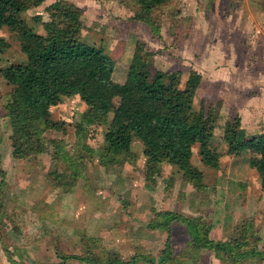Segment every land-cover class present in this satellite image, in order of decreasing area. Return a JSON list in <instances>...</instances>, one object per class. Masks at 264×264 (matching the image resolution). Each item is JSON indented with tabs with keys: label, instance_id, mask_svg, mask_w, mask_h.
I'll return each mask as SVG.
<instances>
[{
	"label": "rangeland",
	"instance_id": "374dc122",
	"mask_svg": "<svg viewBox=\"0 0 264 264\" xmlns=\"http://www.w3.org/2000/svg\"><path fill=\"white\" fill-rule=\"evenodd\" d=\"M54 1L45 0L41 6L24 13L23 18L42 33L34 18L47 21L45 9ZM68 1L86 10L82 18L84 27L92 28L98 35L84 29L83 39L103 49L115 61V82L125 83L140 41L146 42L147 51L159 52L152 60L154 73L180 72L183 84L191 72L201 75L195 107L197 110L203 104L206 110L211 105L218 107L213 142L222 156L220 168L204 166L199 147L193 149V163L204 175L205 187L199 191L184 183L182 173L168 165H163L151 181L147 180L144 147L138 143L132 146L130 155L102 159L106 154L105 127L87 123L88 107L78 98L65 99L50 109L53 120L65 123L64 132L46 133L42 155L35 160H15L13 130L4 107L13 87L0 76V172L6 183L3 207L6 213L0 219V264L14 261L56 264L61 255L90 258L99 264L108 258L125 263L137 258L135 264H151L164 248L168 235L165 231L151 230L149 224L156 213L164 211L195 217L197 221L204 219L200 223L212 228L216 241H247L259 236L262 250L261 179L250 168L248 155L237 159L226 156L227 145L223 140L226 124L245 112L240 119L247 135L264 132L261 128H264V103H256L257 116L247 111L251 97L264 86V34H256L261 26L255 28L250 19L256 12L252 0H242L243 7L238 0H177L161 18L160 36L133 21L137 10H132L131 0ZM256 1L258 9L261 2ZM175 10L178 13L171 16ZM240 13L245 24L242 31L235 25ZM0 36L10 44L0 54V69L25 63L27 58L21 52L17 36L8 28H3ZM261 97L264 101V96ZM52 159L56 161L53 166ZM69 184L73 188H68ZM210 199L207 213L205 207ZM192 205L200 207L192 213ZM200 212L207 213L205 218L197 215ZM248 225L252 227L249 231ZM184 227L179 221L173 222L175 248L189 239ZM66 264L90 263L69 259ZM200 264L221 263L213 253L205 251ZM240 264H264V261L250 259Z\"/></svg>",
	"mask_w": 264,
	"mask_h": 264
},
{
	"label": "trees",
	"instance_id": "16d2710c",
	"mask_svg": "<svg viewBox=\"0 0 264 264\" xmlns=\"http://www.w3.org/2000/svg\"><path fill=\"white\" fill-rule=\"evenodd\" d=\"M44 1L0 0V32L8 28L15 34L21 52L27 58L23 64L0 69V76L13 87L4 105L13 130V158L29 161L42 155L46 133L64 132L65 123L53 120L50 109L59 106L65 99L78 98L88 107L85 115L87 123L105 127L106 154L102 159L130 155L132 146L138 143L144 147L147 180L151 181L161 172L163 165H168L182 173L184 183L193 185L199 191L204 189V175L193 163V149L199 147L202 164L213 170L220 168L222 156L213 142L220 113L218 107L211 105L207 110L205 104L199 110L195 107L201 75L193 71L183 84L180 72L154 73L152 60L159 52L147 51L146 44L140 41L125 83H117L113 80L115 61L103 49L83 39V9L68 0H57L45 9L49 18L47 21L34 18L42 33L27 23L23 14L41 6ZM131 1L132 10H137L133 21L148 26L156 36L161 34L163 14L171 4L178 2ZM177 13L175 10L170 15ZM8 48L10 44L0 36V54ZM223 140L227 145L226 156L233 159L249 156V166L259 174L264 189V133L248 136L242 128L241 119L236 118L226 124ZM49 142L56 143L54 140ZM65 158L72 162L69 157ZM54 163L56 161L52 159L51 165ZM3 176L1 171L0 219L6 213L3 208L6 188ZM68 188H73V185L69 184ZM211 202L210 199L206 203L207 213ZM197 207L200 205H192L191 212H195ZM207 213L197 215L205 218ZM174 221L185 226L189 237L180 248L173 246ZM201 221L171 211L156 213L149 228L165 231L168 238L151 264H200L205 251L213 253L215 260L221 264H240L250 259L264 261V248H260L259 236L255 240L250 237L247 241H216L212 238V228ZM251 228V225L247 226L248 231ZM59 259L56 264H66L69 259L99 264L79 256L61 255ZM143 260L147 261V258ZM136 261L137 258L128 263L108 258L104 264H135ZM13 263L18 264L16 261Z\"/></svg>",
	"mask_w": 264,
	"mask_h": 264
},
{
	"label": "crops",
	"instance_id": "0c3cea01",
	"mask_svg": "<svg viewBox=\"0 0 264 264\" xmlns=\"http://www.w3.org/2000/svg\"><path fill=\"white\" fill-rule=\"evenodd\" d=\"M57 1V0H56ZM56 1H54V2H51L50 4H48V6L49 5H51V4H53V3H55ZM186 1H189V0H186ZM245 1V0H244ZM237 2H239L238 4H240V5H242V7H243V4L244 3H242V0H238ZM260 2H261V6L259 5V7H258V9H256V7H257V1L256 0H252V1H250V3H251V6H252V8L254 9L255 8V14L254 15H252V16H250V19H251V17H252V22H253V25H254V27L256 28L258 25H260L261 26V29H257L256 30V34L257 35H261V34H264V27H263V24H264V0H263V4H262V0H260ZM74 3V2H73ZM75 5H76V3H74ZM77 6L78 7H80L79 6V4H77ZM244 6H245V4H244ZM81 9H83V11H84V14H83V17L87 14L86 13V10L83 8V7H80ZM240 11H241V8H240ZM240 15V19H237L236 20V22H235V25H237V27L239 28V30H243V27L245 28V24L243 25V23H242V13H240L239 14ZM193 20V19H192ZM195 20H196V18H195ZM203 21H206V15H205V18L203 19ZM227 21H229V19L227 18ZM85 25V24H84ZM84 29L88 32V30L90 31L89 33H91V35H98V33L97 32H95L92 28H88L87 26L86 27H84ZM197 30V29H196ZM255 38V40H257V37H254ZM141 40V39H140ZM146 43V42H145ZM263 49H264V46H263ZM256 95H254V96H252L251 97V99H250V102H251V105H249L250 107H249V109L247 110L250 114L251 113H254V115L255 116H257L256 114L258 113V110L256 109V108H258V105L260 104V103H264V101H263V99H262V97L260 98V96L261 95H263L264 96V86L263 87H259L258 88V91H256ZM256 103L258 104V105H256ZM246 113V112H245ZM245 113L244 114H240V118L242 117H244L245 116ZM258 117H256V119H257ZM262 129H264L263 127H261ZM262 133H264V132H262ZM261 133V134H262Z\"/></svg>",
	"mask_w": 264,
	"mask_h": 264
}]
</instances>
